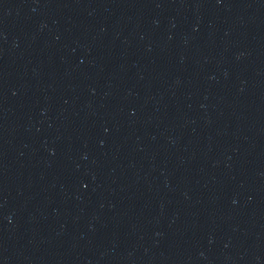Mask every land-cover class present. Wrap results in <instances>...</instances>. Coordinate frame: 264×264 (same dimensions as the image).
<instances>
[{
  "label": "water",
  "instance_id": "obj_1",
  "mask_svg": "<svg viewBox=\"0 0 264 264\" xmlns=\"http://www.w3.org/2000/svg\"><path fill=\"white\" fill-rule=\"evenodd\" d=\"M0 264H264V0H0Z\"/></svg>",
  "mask_w": 264,
  "mask_h": 264
}]
</instances>
